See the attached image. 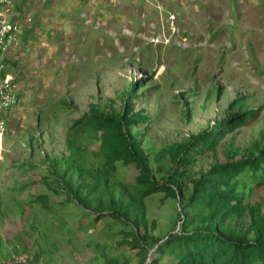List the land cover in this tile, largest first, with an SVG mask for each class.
Here are the masks:
<instances>
[{
  "label": "rangeland",
  "instance_id": "1",
  "mask_svg": "<svg viewBox=\"0 0 264 264\" xmlns=\"http://www.w3.org/2000/svg\"><path fill=\"white\" fill-rule=\"evenodd\" d=\"M131 2L104 1L118 11L101 17L96 46L89 40V15L77 14L80 31L71 34L72 44L51 49L45 62L38 57L31 83L22 86L17 80L21 100L6 113L0 150V264H26L22 255L34 259L42 246L39 225L27 222L37 204L29 200V187H17L32 172L47 173L50 158L69 156L71 126L92 103L120 109L134 82V111L153 119L139 126L147 128V136H139L146 151L184 140L231 113L261 106L254 121L216 133V151L192 166L196 174L224 161L230 147L244 149L259 137L264 141V0L255 8L248 4L245 13L230 12L226 0H140L135 9ZM25 163H35L36 172ZM121 172L135 173L133 167ZM149 206L161 234L180 231L179 202L158 205L150 200ZM259 209L264 210V189L226 223L243 230ZM100 226L87 224L83 231ZM71 254L65 264H92L94 252L83 238Z\"/></svg>",
  "mask_w": 264,
  "mask_h": 264
},
{
  "label": "trees",
  "instance_id": "2",
  "mask_svg": "<svg viewBox=\"0 0 264 264\" xmlns=\"http://www.w3.org/2000/svg\"><path fill=\"white\" fill-rule=\"evenodd\" d=\"M134 87L135 82L120 109L92 103L71 126L69 156L50 158L47 173L32 172L17 187L30 188L29 200L40 213L27 221L33 228L39 225L42 243L27 264H65L82 238L94 252L92 264H264V210L253 214L243 230L226 223L264 189L262 137L244 149L228 148L226 159L205 172L192 169L201 156L216 151L214 137L220 129L254 121L261 106L231 113L184 140L146 151L141 139L147 128L139 126L153 119L134 111ZM24 166L37 168L35 163ZM130 167L134 174L121 172ZM37 181L38 189L32 185ZM150 200L158 205L179 202V232L160 233ZM87 224L101 226L84 233ZM20 245L27 250L22 239Z\"/></svg>",
  "mask_w": 264,
  "mask_h": 264
},
{
  "label": "crops",
  "instance_id": "3",
  "mask_svg": "<svg viewBox=\"0 0 264 264\" xmlns=\"http://www.w3.org/2000/svg\"><path fill=\"white\" fill-rule=\"evenodd\" d=\"M104 1L14 0V6L11 12L7 13V17L10 19H21L23 23V28L19 33V41L9 51V62L12 64L9 69L16 81L20 80L23 82L22 86L31 83L32 73L39 70L37 67L40 63V60L37 61L38 57L42 58L41 63L42 61L45 62L51 49L55 51L58 48L69 47V44H72L71 41L74 35L71 36V34L80 31L79 24H76L77 19H75L77 14L89 15L87 28L93 34V37L89 40L96 46V37L99 28L101 29L102 26L101 17L110 15L111 10L115 11L114 13L118 11V8L114 10L116 5L113 6L111 3H108L109 5L104 4ZM132 1L131 8L135 9L140 0ZM226 1L229 3L230 12L233 11L235 13H245L249 8L248 4L253 5L254 8L256 4L260 5V0ZM146 6L148 7L149 5ZM92 17H99V19ZM64 32H67V34Z\"/></svg>",
  "mask_w": 264,
  "mask_h": 264
},
{
  "label": "built area",
  "instance_id": "4",
  "mask_svg": "<svg viewBox=\"0 0 264 264\" xmlns=\"http://www.w3.org/2000/svg\"><path fill=\"white\" fill-rule=\"evenodd\" d=\"M13 6L14 0H0V150L7 126L6 113L21 100L16 79L9 69L10 48L18 43L23 28L21 19L7 17ZM22 258L27 264V255H22Z\"/></svg>",
  "mask_w": 264,
  "mask_h": 264
}]
</instances>
